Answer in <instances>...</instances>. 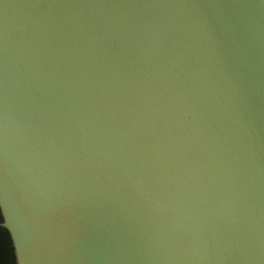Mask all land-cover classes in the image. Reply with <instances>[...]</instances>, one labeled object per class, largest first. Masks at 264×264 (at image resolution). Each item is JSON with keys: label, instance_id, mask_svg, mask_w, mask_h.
I'll use <instances>...</instances> for the list:
<instances>
[{"label": "water", "instance_id": "water-1", "mask_svg": "<svg viewBox=\"0 0 264 264\" xmlns=\"http://www.w3.org/2000/svg\"><path fill=\"white\" fill-rule=\"evenodd\" d=\"M0 213L16 264H264V0H0Z\"/></svg>", "mask_w": 264, "mask_h": 264}, {"label": "trees", "instance_id": "trees-1", "mask_svg": "<svg viewBox=\"0 0 264 264\" xmlns=\"http://www.w3.org/2000/svg\"><path fill=\"white\" fill-rule=\"evenodd\" d=\"M2 220L0 213V221ZM15 256L8 231L0 226V264H15Z\"/></svg>", "mask_w": 264, "mask_h": 264}, {"label": "flooded vegetation", "instance_id": "flooded-vegetation-1", "mask_svg": "<svg viewBox=\"0 0 264 264\" xmlns=\"http://www.w3.org/2000/svg\"><path fill=\"white\" fill-rule=\"evenodd\" d=\"M16 264V263H15Z\"/></svg>", "mask_w": 264, "mask_h": 264}]
</instances>
